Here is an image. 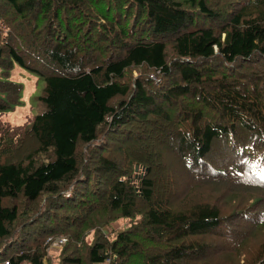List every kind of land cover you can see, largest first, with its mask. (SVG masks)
<instances>
[{
	"label": "trees",
	"instance_id": "trees-1",
	"mask_svg": "<svg viewBox=\"0 0 264 264\" xmlns=\"http://www.w3.org/2000/svg\"><path fill=\"white\" fill-rule=\"evenodd\" d=\"M12 64L0 263L264 264V0H0Z\"/></svg>",
	"mask_w": 264,
	"mask_h": 264
},
{
	"label": "rangeland",
	"instance_id": "rangeland-1",
	"mask_svg": "<svg viewBox=\"0 0 264 264\" xmlns=\"http://www.w3.org/2000/svg\"><path fill=\"white\" fill-rule=\"evenodd\" d=\"M0 70V80L9 81L20 86L18 104L10 109L0 113V122L10 126H27L30 124L33 116L39 113L40 107L37 105L35 98L40 94L41 82L37 81L36 76L12 64L7 71V76H3ZM1 96V95H0ZM125 221L119 219L104 228L103 231L124 226ZM64 240H62V243ZM60 246L57 241L52 242L48 247V253H53Z\"/></svg>",
	"mask_w": 264,
	"mask_h": 264
},
{
	"label": "built area",
	"instance_id": "built-area-1",
	"mask_svg": "<svg viewBox=\"0 0 264 264\" xmlns=\"http://www.w3.org/2000/svg\"><path fill=\"white\" fill-rule=\"evenodd\" d=\"M62 243V239L61 240H57V245L59 246ZM0 264H10L8 261H4ZM26 264H31V263H26Z\"/></svg>",
	"mask_w": 264,
	"mask_h": 264
}]
</instances>
